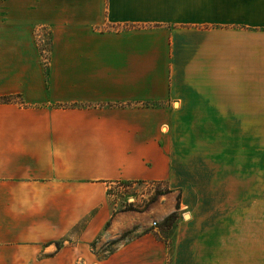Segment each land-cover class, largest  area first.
Returning a JSON list of instances; mask_svg holds the SVG:
<instances>
[{
    "label": "crops",
    "instance_id": "crops-1",
    "mask_svg": "<svg viewBox=\"0 0 264 264\" xmlns=\"http://www.w3.org/2000/svg\"><path fill=\"white\" fill-rule=\"evenodd\" d=\"M8 3L11 20L36 11L84 36L55 45L52 88L55 102L84 106L46 109L43 86L17 90L10 79L0 90L40 105H0V264H106L120 251L101 262L81 256L80 242H55L92 213L81 239L95 237L115 211V182L177 187L162 132L177 110V78H264V0ZM31 58L26 44H0V67Z\"/></svg>",
    "mask_w": 264,
    "mask_h": 264
},
{
    "label": "rangeland",
    "instance_id": "rangeland-1",
    "mask_svg": "<svg viewBox=\"0 0 264 264\" xmlns=\"http://www.w3.org/2000/svg\"><path fill=\"white\" fill-rule=\"evenodd\" d=\"M8 5L0 0V44H26L32 58L30 64L18 59L15 67H0V90L10 79L17 90L43 86L53 100L46 109L83 107L55 102L52 88L61 79L55 74V45L84 36L36 11L16 10L11 20ZM177 80V110L169 130L162 129L173 142L177 187L115 182L107 191L115 209L110 225L82 241L92 213L55 242L57 248L80 242L81 256L101 262L120 251L106 264H264V78ZM5 104L40 107L23 94L0 97ZM173 212L175 221L163 224ZM78 261L83 264L82 257Z\"/></svg>",
    "mask_w": 264,
    "mask_h": 264
},
{
    "label": "trees",
    "instance_id": "trees-1",
    "mask_svg": "<svg viewBox=\"0 0 264 264\" xmlns=\"http://www.w3.org/2000/svg\"><path fill=\"white\" fill-rule=\"evenodd\" d=\"M128 184V183H126ZM179 199H180V196L177 197V202H176V209L178 210L180 208V203H179ZM177 218V213L176 212H173L172 214H170L169 216H167L163 222V224L165 225H170L172 224L175 219ZM110 225V222H107L106 223V227H108ZM119 242V240L115 241L113 244H117ZM94 248V246H93Z\"/></svg>",
    "mask_w": 264,
    "mask_h": 264
}]
</instances>
